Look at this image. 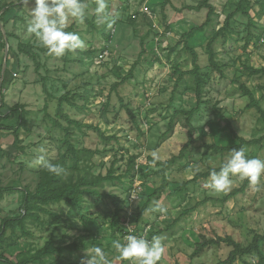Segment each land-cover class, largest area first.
I'll return each mask as SVG.
<instances>
[{
  "label": "rangeland",
  "instance_id": "rangeland-1",
  "mask_svg": "<svg viewBox=\"0 0 264 264\" xmlns=\"http://www.w3.org/2000/svg\"><path fill=\"white\" fill-rule=\"evenodd\" d=\"M123 1L108 0V13L117 17L115 31L108 42L106 35L110 28L97 26L95 22V0H84L88 5L84 23L70 18L68 25L72 26L70 31L80 35L85 47L75 54L66 53L57 58L48 55L26 31L34 0H0V185L15 187L10 192L3 191L0 198V223L5 217L21 213L20 189L33 191L36 188L38 170L43 164L37 165L34 160L41 149L48 163L64 154L67 166L72 164L63 144V131L53 125L57 97L63 93L76 104L75 107L64 104L63 110L82 124L81 129L72 126L71 142L76 149L94 151L80 153L79 168H88L92 163V172L106 174L113 166L114 174L120 175V180L99 186V195H86L81 210L69 208L63 202L49 205L51 211L60 214L55 223L40 225L27 220L26 226L32 235L12 246L0 245V253L4 252L10 259L17 253L33 252L53 238L57 244L76 242L79 246L77 251H64L65 261L82 264L88 253L101 245L109 264H126L113 247L115 241L122 243V239L110 225L114 212L111 196L120 200L125 197L131 174H134L129 166L133 156L139 158L140 164L138 178L142 192L138 206L153 194L136 227L149 224L151 239L160 238L162 253L158 264H215L227 257L231 246L224 242L213 244L192 257L194 244L201 235L207 238L230 235L247 246L256 235L264 234V175L258 187L249 183L242 193L226 201L222 198L242 184L239 176L230 177L231 187L226 192L217 193L207 187L210 176L199 177L182 190L174 191L196 172L218 167L230 155L214 153L204 147L206 143L236 144L222 117L231 123L236 134L246 139L264 134L260 114L255 108H244L248 98L239 89L241 83L245 84L264 110V75H250L245 69L246 66H264V0L244 3L251 20L237 13L230 19L228 29L213 42L220 72L209 65L206 44L239 0H210L215 10L209 24L188 38L184 34L205 20L206 9H187L199 0H150L157 14V27L151 26L138 12L136 20L130 22V14L138 10L140 2L130 0L124 5ZM11 3H15L17 9L8 10ZM248 35L250 40L246 44ZM156 36L161 58L154 51ZM103 42L108 43L109 53L104 61L96 63ZM184 43L196 51L205 84L199 109L191 118L195 141L185 158L172 165L163 177L159 167L147 163L146 158L155 153V157L167 159L178 153L186 141L185 117L176 116L172 131L164 132L174 109L189 110L197 102L190 74L176 83L180 72L193 67L192 54ZM129 70H132L131 75L113 88ZM13 106L17 109L10 110ZM20 109L24 111V123L19 129L22 151L9 147L13 134L12 129H8L17 124ZM86 124L97 126L106 136L114 138L104 141ZM244 149L252 158L264 160V139ZM67 173L77 174L70 168ZM164 180L167 184L160 189ZM204 199L207 200L201 203ZM157 205L163 206L165 211H160ZM259 244L264 252V242L259 241ZM243 260L255 264L257 256L246 255ZM0 264L6 263L0 261ZM233 264L244 263L237 259Z\"/></svg>",
  "mask_w": 264,
  "mask_h": 264
},
{
  "label": "trees",
  "instance_id": "trees-1",
  "mask_svg": "<svg viewBox=\"0 0 264 264\" xmlns=\"http://www.w3.org/2000/svg\"><path fill=\"white\" fill-rule=\"evenodd\" d=\"M209 1L210 0H199L197 4L187 6V9L195 10V11L206 9V15H205V20L201 24L192 27L186 34H184L185 37L187 38L192 37L196 32H201L203 30V27L209 24L211 16L215 10L214 6ZM248 2L249 0H239L235 9L225 17L223 25L220 28H218V30H216L213 36L208 40L206 44L208 63L214 70H217L219 72L221 71L218 63L215 60V51L212 48V44L218 36L222 35L223 31L228 29L230 19L237 13H241L245 15L248 17L249 21L251 20L248 11L244 7V3L248 4ZM8 7L9 10L12 7H15L17 9L18 6L15 3H11L8 5ZM135 20L136 19L131 17L130 22L133 23V21ZM70 30H72V26H68V28H66V31H70ZM145 37H146L145 35L141 37V47H142L141 52H143V46H144L143 42ZM106 40H109L108 35H106ZM249 40H250V35L247 36L245 43L248 44ZM184 47L187 49L188 52L192 54L193 67L190 70L180 72L176 79V83H178L183 78L184 75L190 74L191 77L193 78L194 93L197 102H196V106L189 110L174 109L173 114L168 123V128L166 132H164L166 134L172 131V124L176 116L180 114L185 117V123L187 124L188 127L186 130V141L183 143L178 153L167 159H160L151 155H148L146 158L147 163L154 164L155 166L159 167V172L163 177L166 171L172 165H174L178 160L185 158L186 152L190 149V147L193 145L195 141V136H194L195 127L191 123V118L193 117V114L199 109L201 95L203 93V87L205 84V74L204 72L201 71V67L197 62L198 55L196 51L190 45H188V43H184ZM245 69L250 75H264V66L259 68L246 66ZM131 71L132 70H129L127 76H124L119 82L114 83L112 87L115 88L119 83H122L126 77H129L131 75ZM1 83L2 82H0V86ZM239 89L242 95L248 98V102L245 104L244 108L245 109L255 108L264 122V110L261 108L258 100L254 97L251 90L245 84L242 83L239 85ZM119 101H120V105L123 106L121 98H119ZM64 104L73 107L76 106V104L69 99L67 93H63L62 95L57 97L55 116L53 118V125L56 128L63 131V144L66 146V152L72 158V164L70 167H68L65 161V155L60 154L50 163L64 169V172L61 175H56L49 172L48 169L43 165L38 170L39 179L36 188L33 191L26 188L20 189L23 195L20 204L21 213L18 216L5 217L1 220L0 223L1 246H12L16 244L19 240L32 235V232L26 226L27 220L36 222L40 225L52 224L58 221L60 219V214L51 211L49 205L63 202L69 208L78 207L81 210L86 195L97 196L99 195L97 188L101 186L103 183L115 182L120 180V175L114 174L115 171L113 166H111L108 169L106 174H102V173L95 174L94 172H92L91 168L94 165L92 163L88 168L85 169L79 168V162L81 160L80 153L88 152L92 154L94 151L87 150L86 148L76 149L74 147L73 143L71 142V137L73 135L71 131L72 126L75 125L76 127L81 129L82 124L78 120L71 118L63 110ZM16 109L17 106H13V108L10 110H16ZM60 119H63L67 125L62 124ZM222 119L224 120L230 133L236 140V144L216 145L214 143H206L204 144L206 150H210L218 154L231 153L232 149H241V148L244 149V146L259 144L262 141V139H264V134L259 138H250V139H246L242 136H239L238 134H236V132H234L231 123L223 117ZM23 123H24V111L20 109L17 124L13 128H8V129H12V134H13V142L9 147L17 148L20 151L23 150V147L19 145V141H20L19 129L20 126L23 125ZM85 126L89 129H93L98 134V136L104 141H109L110 139L114 138V136H106L104 132L97 126H92L91 124L89 125L86 124ZM246 155L248 158H252L251 155L247 153ZM134 161H135V157L133 156L130 158L129 161V166L131 169H133ZM222 165L223 163L218 167L208 168L204 172H196L192 178L176 186L174 188V191L182 190L188 183L195 181L199 177L210 176V174L213 171L219 172ZM68 168L76 170L77 174L75 176L72 174H68L67 173ZM141 168L142 167L140 166V169ZM132 176L133 175L131 174V177ZM166 184L167 183L164 180L160 185V189H164V186H166ZM248 184L249 181L247 179H244L242 184L239 187L233 188L230 192H228L222 198V201H226L229 198L237 195L238 193H242ZM14 188L15 187H2L0 185V198L2 197L3 191L10 192ZM128 190H129V186L126 188L125 190L126 194L122 200H120L116 196H111L112 202L114 204V212L110 220V225L111 227H114L118 231L120 237H122L123 235V229L120 226V218L123 210V205L128 194ZM151 196H149L147 198V201L144 202L140 207L138 206L139 208L136 210V214L134 218L135 224L137 223V220L145 212L147 208V202L151 198ZM207 199L202 200L201 203L205 202ZM81 239H82L81 241L84 243L85 238L82 236ZM149 239H151V235L149 236ZM259 241L264 242V234L256 235L253 238V241L247 246L241 245L238 241L234 240L230 235L212 236L210 238L201 235L200 240L195 242L194 244V248L191 253V256L192 257L198 256L203 252L205 248L210 247L213 244H219L221 242H224L228 246H231V249L225 259L219 260L215 264H233L237 259L242 260L244 264H252V262H246L243 260V256L250 254H254L255 256H257V260L255 264H264V252L261 250ZM98 246L102 248L101 245ZM78 247L79 246L76 244V242H71L69 244L62 245V244H57L53 238H49L41 247L35 249L33 252H27L24 253L23 255H19V253H17V255L13 257V259H10L8 255H6L4 252H1L0 261L6 264H76L74 262L65 261L63 258V254L64 251L67 249L68 250L72 249L77 251ZM198 264H205V263L201 262Z\"/></svg>",
  "mask_w": 264,
  "mask_h": 264
},
{
  "label": "clouds",
  "instance_id": "clouds-1",
  "mask_svg": "<svg viewBox=\"0 0 264 264\" xmlns=\"http://www.w3.org/2000/svg\"><path fill=\"white\" fill-rule=\"evenodd\" d=\"M88 5L84 0H34V7L30 9V19L27 33L33 35L39 45L47 50L48 55L63 57L66 53L75 54L83 50L85 45L80 35L74 31H66L69 19L84 23ZM108 0H95V16L97 26L111 28L117 17L108 13ZM155 157V153L153 154ZM34 163L43 164L49 172L61 175L64 169L47 162L44 150L36 156ZM264 175V160L248 158L244 149H232L230 155L221 166L219 172L210 174L207 187L217 193L226 192L231 187L232 176L247 179L252 186H259L261 176ZM160 211L163 206L157 205ZM113 247L121 260H128L131 264H158L161 259L162 244L159 237L147 240L142 236L127 235L123 244L115 241ZM82 264H109L104 250L96 246Z\"/></svg>",
  "mask_w": 264,
  "mask_h": 264
},
{
  "label": "built area",
  "instance_id": "built-area-1",
  "mask_svg": "<svg viewBox=\"0 0 264 264\" xmlns=\"http://www.w3.org/2000/svg\"><path fill=\"white\" fill-rule=\"evenodd\" d=\"M130 0H124L123 3L126 5V2ZM139 3V8L136 12L141 13L143 17L149 22L151 26L157 27V14L154 12V10L150 6V0H138ZM136 12H131V17L136 19L137 14ZM115 31V25H113L109 32H108V37L110 42V39ZM160 33L161 30H159ZM159 40V37H155V46H154V51L157 53V55L161 58L160 53L158 52L157 48V42ZM109 53V46L107 42H103V45L101 47V50L97 53L95 62L100 63L101 61H104ZM148 127L145 129L147 130ZM139 158L134 161V174L131 177L130 185H129V190L128 194L126 197V200L123 205V210L121 213V218H120V226L123 229V235L121 237L122 243L124 242V239L127 235H135V236H142L143 238L150 240L149 239V229L150 225L147 224L141 228H137L136 224L134 223V218L136 214V210L138 208L139 201L141 199V192H142V187L140 185V181L138 178V171H139ZM132 170V171H133ZM126 264H131L130 261L126 260Z\"/></svg>",
  "mask_w": 264,
  "mask_h": 264
}]
</instances>
